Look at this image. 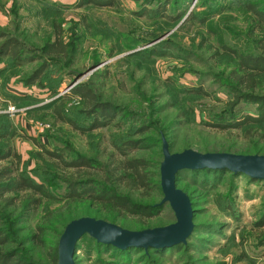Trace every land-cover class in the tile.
Returning a JSON list of instances; mask_svg holds the SVG:
<instances>
[{"label":"rangeland","instance_id":"1","mask_svg":"<svg viewBox=\"0 0 264 264\" xmlns=\"http://www.w3.org/2000/svg\"><path fill=\"white\" fill-rule=\"evenodd\" d=\"M158 2L118 0L113 6H76L75 0H0V30L15 35L25 49L36 50L48 38L51 20L60 24L62 40L73 37L79 44L71 64L54 71L50 79L31 84H26L24 77L37 60L11 66L7 58L0 59V123L7 125L0 145L5 141L11 153L0 158V166L7 164L8 175H16L21 166L38 180L46 166L42 158L56 160L63 174L79 172L95 178L104 177L107 168L112 171L117 160L128 156H143L158 166L161 136L170 151L190 147L264 153V147L246 150L249 142L239 130L213 123L219 121L216 114L225 110L230 97L221 78L231 61L220 44L248 45L245 29L249 14L243 13L238 0H170L163 15L151 13ZM217 3L223 4L222 8L206 15V20L199 21L198 14L189 17L190 12ZM144 8L148 9L141 13ZM76 84L88 93L73 92ZM194 89L201 93H192ZM60 97L63 112L73 124L53 115L56 102L46 106ZM96 100L117 108L106 112L103 121L97 117L86 129L91 119L84 109ZM246 111L255 112V108L239 103L234 113L240 116ZM141 126L147 128L139 131ZM129 137H146L145 147L129 149L123 143ZM44 148L61 149L65 159L85 155L102 163L64 168L60 159ZM175 185L189 196L193 209V228L185 243L120 249L98 244L83 234L76 241L74 264H264V245L255 236L264 232V224L253 223L264 216V180L243 173L189 168L178 174ZM138 191V200L152 205L162 195L155 189ZM161 205L147 217L125 214L107 219L85 200L59 199L48 203L50 213L38 208L28 217H19L14 207L0 203V221L4 216L12 221L6 227L8 241L6 238L5 244H0V251L18 249L31 263L56 264V260L51 262L50 251L58 238L54 223L58 217L90 215L138 229L174 220L168 203ZM36 222L46 226L43 241L37 243L26 240Z\"/></svg>","mask_w":264,"mask_h":264},{"label":"trees","instance_id":"2","mask_svg":"<svg viewBox=\"0 0 264 264\" xmlns=\"http://www.w3.org/2000/svg\"><path fill=\"white\" fill-rule=\"evenodd\" d=\"M160 1L161 2L156 4V7L150 10L151 13L163 15L164 8L170 0ZM238 1L239 3L237 4L241 5L243 13L249 14L245 29V37L248 39L246 43L248 45L245 47H231L224 43L220 44L223 48L222 53H225L229 61H231L226 76L221 78L222 84L225 85L230 97L226 100L225 110L216 114V119L219 121H214L213 123L219 124L220 127L226 129L232 128L239 130V134L249 142L248 146H244L247 148L246 150L258 151L264 147V2L256 0ZM117 4L118 0H75L76 6H113ZM222 6L223 4L217 3L212 4L210 9L198 13L192 12V14L189 11V17H194L198 14V20L204 21L207 19L206 15L211 12L219 11ZM147 9L148 8L142 9L141 13H144ZM49 33L48 38L34 50L25 49L22 42L15 35L8 33V31L4 29L0 30V59L7 58V62L11 66H18L23 62L33 60L38 61V64L24 77V82L26 84H31L37 80L42 81L50 79L54 71L59 72L64 69V66L71 64L77 50H79L78 41L73 37L62 40L61 26L58 22L51 20V30ZM80 86L81 84H76L72 87V91L77 93L80 92L81 95H86L88 91H81ZM191 92L201 93V91L197 89ZM57 101L59 102L57 103ZM54 102L56 103L53 105V115L55 113V117L56 114L62 116L73 124V120L68 118L69 116L63 112V101L61 97L46 103V106L52 103L54 104ZM239 103L252 104L255 108V112L246 111L240 116H236L234 111ZM114 108H117V106L108 101L96 100V102H93L89 108L84 109L85 116L91 119L90 123H88L85 128L88 129L91 125L93 126V124L98 121L97 117L103 121L105 115L109 113V111H113ZM6 127L7 125L0 123V137L5 135ZM80 127L82 128V126ZM138 128L139 131H143L147 126ZM145 140L146 137H129L124 139L123 143L126 142V146L129 149H135L145 147ZM116 146L121 150L120 144ZM57 149L50 150L44 148V151L49 155H56L64 168L83 163H87L91 166L102 163L85 155H74L65 159L61 149ZM10 155L8 144L5 141L2 142L0 145V158ZM41 160L45 162L46 168L43 167V172L38 180L29 176L21 166L16 175L7 174L9 173L7 164L0 166V203L5 207L15 208L19 211V217H28L33 213H37L38 208H43L45 211H48L47 213H50L51 211L49 210L48 203L58 201L59 199L66 202L70 200H85L89 207L94 209V211L103 218L107 219L125 214L147 217L153 215L162 206L156 204L152 205L138 200L137 196H140L138 194L140 192L138 189L144 192H148L151 189H155L158 192L160 190L158 183V166L154 165L153 162L143 156H128L117 160L111 168L112 171L107 168L105 176L102 178H95L92 175H87V173L81 174L79 172L75 175L71 173L63 174L56 160H46L44 158ZM201 169L219 170L221 172L229 171L227 169L218 168ZM183 170L185 169L176 173L175 181L177 180L178 174ZM229 172L235 174L231 171ZM38 175L40 174L38 173ZM56 189L63 191L57 192ZM147 199L150 200L151 198ZM70 218H72V216L68 215L66 219L65 216H60L54 220V223L57 224L56 227H58L56 231L57 235H59L65 222ZM253 223L257 226L264 224V216H259ZM10 224H12V221L8 219V216H4L2 221H0L1 245L5 244L6 238L8 241V231L6 227ZM45 227L46 226L42 223L36 222L35 230L29 235H26V240L32 242L43 241L41 235ZM255 236L257 241L264 245V232H259ZM89 238L93 239L91 237ZM96 243L104 244L100 242ZM106 245L109 246V244ZM178 245H181V243ZM134 248L137 250L143 249ZM50 252L51 262H55L56 240L51 246ZM9 256L11 257L8 258ZM0 264L36 263L25 260L18 249L7 248L5 252L0 251Z\"/></svg>","mask_w":264,"mask_h":264},{"label":"water","instance_id":"3","mask_svg":"<svg viewBox=\"0 0 264 264\" xmlns=\"http://www.w3.org/2000/svg\"><path fill=\"white\" fill-rule=\"evenodd\" d=\"M160 140L158 182L162 195L156 204L167 202L174 220L166 224L132 229L90 215L70 218L57 238L56 264H74L76 241L82 234H87L96 242L120 249L137 247L145 250L148 247H169L185 243L193 228V209L189 196L175 185V175L182 169H227L232 173H243L250 178L264 180V153L199 151L190 147L170 151L164 137L161 136Z\"/></svg>","mask_w":264,"mask_h":264}]
</instances>
